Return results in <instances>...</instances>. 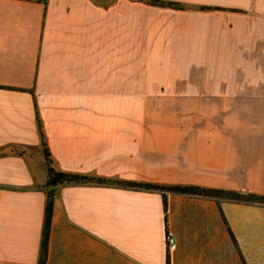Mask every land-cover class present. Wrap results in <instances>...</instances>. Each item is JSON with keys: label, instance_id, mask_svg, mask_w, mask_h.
Masks as SVG:
<instances>
[{"label": "crops", "instance_id": "obj_1", "mask_svg": "<svg viewBox=\"0 0 264 264\" xmlns=\"http://www.w3.org/2000/svg\"><path fill=\"white\" fill-rule=\"evenodd\" d=\"M162 1L0 0V264L39 259L33 96L57 170L264 196V0ZM166 200L58 187L45 264H264V205Z\"/></svg>", "mask_w": 264, "mask_h": 264}, {"label": "trees", "instance_id": "obj_2", "mask_svg": "<svg viewBox=\"0 0 264 264\" xmlns=\"http://www.w3.org/2000/svg\"><path fill=\"white\" fill-rule=\"evenodd\" d=\"M147 5L168 8L174 10H183L184 6L181 3L162 1V0H138ZM35 104V113H36V122L40 132L41 143L44 150L45 161L47 165V180L46 183L41 187V190L46 195V206H45V215H44V224L42 231V238L40 244V253L38 264H45L47 252H48V241L54 206V199L56 195V190L58 187L66 184H96L102 186H116L124 189H133V190H144V191H154L159 192L162 195L163 199V208L165 213L166 221V212H167V200L166 195L179 194L186 196H197L211 198L216 201H231L243 204H252V205H264V196L257 195L252 193H242L232 190H223V189H212L198 186H183V185H161L150 182H131L119 179H108L102 177H95L77 173L63 172L57 170L53 166V161L51 159L48 148L45 143V135L43 133L42 124L38 116V110L36 105L35 97L33 96ZM166 264H170L169 256H167Z\"/></svg>", "mask_w": 264, "mask_h": 264}, {"label": "built area", "instance_id": "obj_3", "mask_svg": "<svg viewBox=\"0 0 264 264\" xmlns=\"http://www.w3.org/2000/svg\"><path fill=\"white\" fill-rule=\"evenodd\" d=\"M166 242H167V246H168L169 251H171L175 248V241L171 236H169V235L166 236Z\"/></svg>", "mask_w": 264, "mask_h": 264}, {"label": "rangeland", "instance_id": "obj_4", "mask_svg": "<svg viewBox=\"0 0 264 264\" xmlns=\"http://www.w3.org/2000/svg\"><path fill=\"white\" fill-rule=\"evenodd\" d=\"M159 110H163V109H159Z\"/></svg>", "mask_w": 264, "mask_h": 264}]
</instances>
